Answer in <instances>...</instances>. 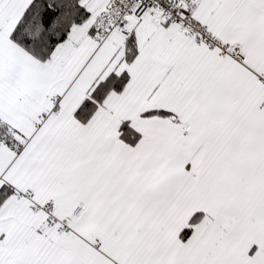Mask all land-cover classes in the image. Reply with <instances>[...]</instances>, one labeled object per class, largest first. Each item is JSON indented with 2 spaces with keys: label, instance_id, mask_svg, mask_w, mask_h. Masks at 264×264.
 Instances as JSON below:
<instances>
[{
  "label": "snow or ice",
  "instance_id": "6c2138e0",
  "mask_svg": "<svg viewBox=\"0 0 264 264\" xmlns=\"http://www.w3.org/2000/svg\"><path fill=\"white\" fill-rule=\"evenodd\" d=\"M0 264H264V0H0Z\"/></svg>",
  "mask_w": 264,
  "mask_h": 264
}]
</instances>
